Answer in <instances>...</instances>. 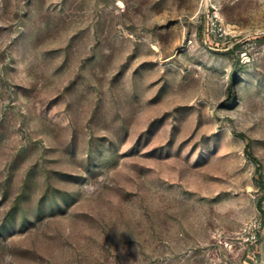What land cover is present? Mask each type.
Segmentation results:
<instances>
[{
	"label": "rangeland",
	"instance_id": "1",
	"mask_svg": "<svg viewBox=\"0 0 264 264\" xmlns=\"http://www.w3.org/2000/svg\"><path fill=\"white\" fill-rule=\"evenodd\" d=\"M248 144L264 0H0V264H264Z\"/></svg>",
	"mask_w": 264,
	"mask_h": 264
},
{
	"label": "trees",
	"instance_id": "2",
	"mask_svg": "<svg viewBox=\"0 0 264 264\" xmlns=\"http://www.w3.org/2000/svg\"><path fill=\"white\" fill-rule=\"evenodd\" d=\"M239 137L245 139V136L240 134L238 135ZM251 146L250 144H248L246 146V149H245V154L246 156L249 158V160L252 161V163L255 165L256 167V176H258V185L264 190V181L262 179V174H261V170H262V166H261V163L260 161L253 155V153L251 152L250 150ZM263 202H264V195L263 197L258 201V204H257V209L261 212H263Z\"/></svg>",
	"mask_w": 264,
	"mask_h": 264
},
{
	"label": "built area",
	"instance_id": "3",
	"mask_svg": "<svg viewBox=\"0 0 264 264\" xmlns=\"http://www.w3.org/2000/svg\"><path fill=\"white\" fill-rule=\"evenodd\" d=\"M261 226H262V223L257 222L244 231V234L247 237L248 241L253 242V243L258 241V237H259L258 233L260 231Z\"/></svg>",
	"mask_w": 264,
	"mask_h": 264
}]
</instances>
